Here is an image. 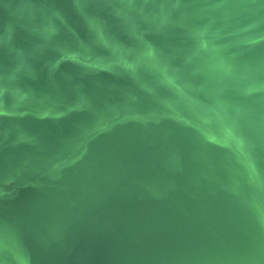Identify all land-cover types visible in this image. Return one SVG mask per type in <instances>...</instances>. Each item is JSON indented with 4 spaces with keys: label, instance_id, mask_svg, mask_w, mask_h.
Returning a JSON list of instances; mask_svg holds the SVG:
<instances>
[{
    "label": "water",
    "instance_id": "water-1",
    "mask_svg": "<svg viewBox=\"0 0 264 264\" xmlns=\"http://www.w3.org/2000/svg\"><path fill=\"white\" fill-rule=\"evenodd\" d=\"M222 4L0 0V153L57 159L41 257L264 264V99L196 55Z\"/></svg>",
    "mask_w": 264,
    "mask_h": 264
},
{
    "label": "crops",
    "instance_id": "crops-1",
    "mask_svg": "<svg viewBox=\"0 0 264 264\" xmlns=\"http://www.w3.org/2000/svg\"><path fill=\"white\" fill-rule=\"evenodd\" d=\"M222 1L221 16L195 40L196 55L229 81L233 100L264 99V0ZM56 161L50 151L24 159L0 153V264H66L41 257L20 235L32 209L50 200Z\"/></svg>",
    "mask_w": 264,
    "mask_h": 264
}]
</instances>
